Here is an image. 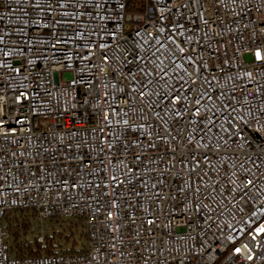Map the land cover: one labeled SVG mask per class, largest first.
I'll list each match as a JSON object with an SVG mask.
<instances>
[{
  "label": "built area",
  "instance_id": "1",
  "mask_svg": "<svg viewBox=\"0 0 264 264\" xmlns=\"http://www.w3.org/2000/svg\"><path fill=\"white\" fill-rule=\"evenodd\" d=\"M257 49L264 0H0V264H264ZM15 211L85 249L13 256Z\"/></svg>",
  "mask_w": 264,
  "mask_h": 264
},
{
  "label": "trees",
  "instance_id": "2",
  "mask_svg": "<svg viewBox=\"0 0 264 264\" xmlns=\"http://www.w3.org/2000/svg\"><path fill=\"white\" fill-rule=\"evenodd\" d=\"M30 216L33 213L29 211L11 212L6 217L8 225L11 254L15 257L22 258L25 256H41L57 253H76L85 249L86 234L83 224L79 220H61L62 229L57 232L46 234L43 243H38L36 236L30 237L27 233ZM53 221V220H51ZM57 221V220H56ZM58 222V221H57ZM23 230V235L19 233ZM20 237L22 240H20ZM77 237L85 239V243L77 248ZM25 241V242H23Z\"/></svg>",
  "mask_w": 264,
  "mask_h": 264
},
{
  "label": "snow or ice",
  "instance_id": "3",
  "mask_svg": "<svg viewBox=\"0 0 264 264\" xmlns=\"http://www.w3.org/2000/svg\"><path fill=\"white\" fill-rule=\"evenodd\" d=\"M205 23H207V21H205ZM175 27L177 29L183 28L184 26L182 24H180L178 21L175 22ZM181 52H183V49L181 48ZM7 55V54H6ZM255 59L257 61H262L264 60V55H262L261 51L259 49L256 50L255 52ZM17 71H19V69H17ZM23 95V94H22ZM141 95H143V93H141ZM180 96H175L173 98V103H179L180 101ZM197 103H199V101H197ZM196 114H199V109H196ZM0 123H2V121H0ZM112 179H115V177H113ZM253 181L252 180H248L247 184L245 185V188H247L248 185H252ZM253 217H257V213L253 212L252 213ZM111 217V214H109V218ZM264 220V213H262L257 219L255 220H251L250 221V226L246 227L245 229H242V231H247L249 233H251L254 229L255 231V235L252 236V239H256V236L259 235H264V223H261L260 221ZM149 223H152V221H149ZM233 231H236V229H233ZM235 239V238H233ZM244 247H247L246 245ZM241 247H233V255H239L241 253ZM248 259H252L251 256H248Z\"/></svg>",
  "mask_w": 264,
  "mask_h": 264
},
{
  "label": "rangeland",
  "instance_id": "4",
  "mask_svg": "<svg viewBox=\"0 0 264 264\" xmlns=\"http://www.w3.org/2000/svg\"><path fill=\"white\" fill-rule=\"evenodd\" d=\"M33 220L32 223L29 224V229L27 233L31 235L30 237L36 236V240L38 243H43V238L46 234H50L52 232H57L58 230H61L63 226H61L63 223L61 220L58 222L56 220H44L42 222L34 220L32 216H30V220ZM73 220V219H72ZM33 229V231H32ZM21 236L23 235V230L19 233ZM10 237V236H9ZM38 237L42 238V242L38 241ZM20 240L22 238L20 237ZM77 248H80L82 244L85 243V239H79L77 237ZM25 242V241H23ZM8 243L10 244V239H8Z\"/></svg>",
  "mask_w": 264,
  "mask_h": 264
}]
</instances>
